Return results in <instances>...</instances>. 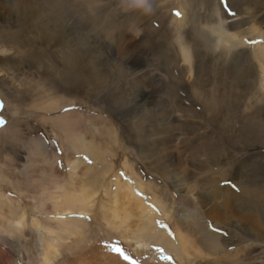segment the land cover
Here are the masks:
<instances>
[{"label": "rangeland", "instance_id": "rangeland-1", "mask_svg": "<svg viewBox=\"0 0 264 264\" xmlns=\"http://www.w3.org/2000/svg\"><path fill=\"white\" fill-rule=\"evenodd\" d=\"M50 1L42 6L40 21L43 32H53L55 38L32 41L40 54L37 67L12 55V60L0 61V88L16 95L9 105L0 94V131L14 126L13 143L4 148L20 168L14 175L17 190L36 195L40 179L57 181L65 174L68 178L67 147L81 150L85 141L100 157L82 151L75 158L82 156L100 168L112 164L119 173L138 170L143 184L162 181L168 168L167 185L176 197L237 192L245 185L262 188L264 144L238 137L246 122L264 119V111L248 114L256 106L264 110V69L254 55L257 46L264 47V0H57L61 5L55 12ZM203 34L209 37L206 49L200 42ZM217 35L224 40L219 42ZM75 57L83 60L89 74L99 77L97 87L90 85L86 94L61 88L65 64ZM244 62L253 67L240 79L235 72ZM209 64L220 67L215 76L219 85L208 86L222 94V110L217 113L203 106L208 88L193 85L199 70L207 76ZM22 91L28 98L22 100ZM39 103L56 108L55 116L69 110L82 113L71 143L61 138L52 122L36 119L45 113L19 115L20 109ZM209 147L220 149L219 154L210 157ZM147 166L161 168V174L149 173ZM113 177L108 181L117 189ZM177 179L179 187L174 186Z\"/></svg>", "mask_w": 264, "mask_h": 264}, {"label": "bare ground", "instance_id": "bare-ground-1", "mask_svg": "<svg viewBox=\"0 0 264 264\" xmlns=\"http://www.w3.org/2000/svg\"><path fill=\"white\" fill-rule=\"evenodd\" d=\"M46 2L48 0H0V21L4 22V25L0 24L2 63L15 56L37 67L40 54L32 41L47 39L51 42L55 38L53 32H43L45 27L43 29L40 21L42 6ZM50 2L54 12L61 5L57 0ZM219 28L222 29L221 26ZM216 37L219 42L224 40L221 35ZM200 40L206 49L209 37L203 34ZM4 52L5 55L2 54ZM224 52L228 53L226 50ZM254 55L264 69V47L257 46ZM235 58L233 62L238 66ZM86 67L83 60L76 57L66 62V70L61 74L64 83L61 88L86 94L90 85L97 87L99 77L89 74L90 70ZM252 67L251 63L244 62L235 74L242 79L247 69ZM219 69L217 65L209 64L207 76L199 70L193 85L201 86V89L208 88L210 84L219 85L220 80L215 77ZM55 85L59 86L58 83ZM21 93L23 100L28 93ZM203 93L202 97L207 99L203 102L205 110L220 112L222 94L209 88ZM0 94L4 95L7 104L16 99V95L2 88ZM226 97L234 101L232 93L226 92ZM105 99L106 96L99 99L100 103ZM73 102L66 103L64 107L73 105ZM40 105L44 104L39 103L31 107L33 109L22 107L24 110L20 109L22 112L19 115L27 111L30 114L45 113L42 116L38 114L40 117L36 119L46 118V121L52 122L61 138L71 143L80 124L78 114L82 113L69 110L55 116L56 108H42ZM256 107L253 113L248 114L264 111ZM241 130L238 139L264 144V119L246 122ZM13 133L14 126L11 124L0 131V264H255L257 260L264 264V183L261 184L262 188L256 189L245 185L237 192L227 190L210 196L200 192L176 197L167 185L165 174L168 168L165 166L162 181L143 184L138 170L128 172L126 168L125 173H119L112 164L100 168L84 161L82 156L75 158L82 151L91 153L94 158L100 157V152L89 150L85 141L81 150L70 144L67 147L70 159L67 163L68 178L66 174L59 175L55 181L47 176V180L38 181L40 184L36 195L26 194L17 190L16 171L20 168L12 160L13 155L6 153L7 148H4V144L12 145ZM209 148L210 157L219 154L220 149ZM99 163L103 166V161ZM8 167L10 172L6 170ZM146 169L149 173H160L159 170H162L156 166H147ZM52 173H57L54 168ZM175 176L178 177L177 174ZM110 177L117 178V189L108 181ZM120 177L126 178L125 181L122 182ZM174 186L179 187V179ZM5 188L12 193L17 192L20 197L16 194L19 198H12L5 193ZM257 249L260 251L253 255Z\"/></svg>", "mask_w": 264, "mask_h": 264}, {"label": "snow or ice", "instance_id": "snow-or-ice-1", "mask_svg": "<svg viewBox=\"0 0 264 264\" xmlns=\"http://www.w3.org/2000/svg\"><path fill=\"white\" fill-rule=\"evenodd\" d=\"M176 14H177V15H179V13H178V12H177ZM226 183H227V182H226ZM116 250H117V251H120V249H116ZM124 258H125V259H128V257H127V256H125Z\"/></svg>", "mask_w": 264, "mask_h": 264}]
</instances>
